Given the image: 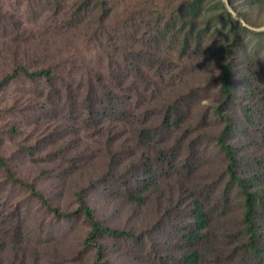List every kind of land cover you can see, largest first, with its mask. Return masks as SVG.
<instances>
[{
    "label": "trees",
    "instance_id": "1",
    "mask_svg": "<svg viewBox=\"0 0 264 264\" xmlns=\"http://www.w3.org/2000/svg\"><path fill=\"white\" fill-rule=\"evenodd\" d=\"M230 2L248 23L256 24L239 7L246 1ZM199 4L194 1L183 10L192 30L197 26V14L192 17L189 10ZM237 28L234 25L231 30L234 45L228 49L227 62L215 75L224 98L216 112L225 126L208 136L219 152L218 164L211 171L216 169L219 176L211 174L202 179L197 174L201 159L196 139L188 143L187 156L181 157L179 140L171 144L164 136L185 122L194 88L176 94L163 107L162 127L144 124L134 140L116 143L109 151L115 159L107 163L104 172L90 176L86 169L90 156L81 154L85 153L81 151V139L69 136L70 127H57L56 118L80 112L88 120L84 126L94 125L104 139L111 141L119 135L108 136L106 124L126 113L119 109V95L113 86L101 90L91 83L87 90L78 92L70 85L66 91L60 89L50 68L57 49L49 42L34 44L24 52L22 46L4 45L5 54L0 60L13 68L0 79V91L19 76L42 81L50 91L42 102L29 103L32 115L28 122L34 131L40 130L39 141L19 145L9 158L0 153V169L19 182L16 177L20 179L25 161L35 160V154H43V147L50 146L47 156L50 163L56 164L41 169L37 177L30 179L32 183L22 181L35 199L55 209L54 200L59 201L64 193L62 186L79 179L72 195L80 216L90 227L84 245L96 250L100 264H125V260L116 261L120 252L131 260L127 264H264V152H255L258 144H264V57L258 71L247 60L244 40ZM255 37L262 39L264 33H256ZM247 81L250 86L245 88ZM251 89L257 91L256 98L239 116L232 111L233 104ZM10 133H19L16 125ZM40 179L52 181L47 196L37 188ZM94 196H102L106 204L121 202L115 210L125 208V224H110L100 217L97 208L101 205L96 206ZM60 215L68 217L69 213ZM26 233L28 228L18 220L6 224V219L0 217V264H41L40 256L30 251Z\"/></svg>",
    "mask_w": 264,
    "mask_h": 264
},
{
    "label": "rangeland",
    "instance_id": "2",
    "mask_svg": "<svg viewBox=\"0 0 264 264\" xmlns=\"http://www.w3.org/2000/svg\"><path fill=\"white\" fill-rule=\"evenodd\" d=\"M194 1L200 4L189 10L192 17L197 14L193 32L183 10ZM243 1L246 2L239 7L255 21L256 24L251 25L263 27L264 0ZM234 25L244 40L247 60L261 71L264 38L257 39L256 33L229 17L223 0H0V57L5 54L4 45L22 46L24 52L34 44L53 43L57 54L50 68L60 89L66 91L70 85L78 92L87 90L91 83L101 90L115 88L119 95L118 108L126 114H117L106 127L110 132L108 136L116 133L119 137L111 141L104 139L94 125L84 126L88 125L87 119L77 111L56 118L57 127H70L69 136L81 139V151L85 152L81 154L90 156L87 172L95 177L104 172L107 163L114 158L109 151L116 143L134 140L144 124L162 127L163 107L181 91L196 89L190 96V112L181 128L164 136L167 135L171 144L179 140L181 157L187 156L188 143L196 139L201 159L197 174L206 179L211 174L220 175L216 169L214 173L211 171L213 165L218 164L219 152L208 134H216L225 126L216 112L224 98L215 75L227 62L228 49L234 45L231 31ZM1 61L0 79L13 68L10 63ZM249 86L247 81L245 88ZM49 91L42 81L34 82L25 76L15 78L0 91V153L3 157H11L19 145L39 141L40 130L34 131L28 122L32 115L29 103L42 102ZM245 92L232 107L239 116L257 94L252 89ZM15 125L19 133L12 135L10 129ZM83 126L85 130L81 129ZM43 148L44 153L35 154V160L25 161L20 179L16 177L19 182L0 169V217L6 219V224L18 220L28 228L27 243L30 251L40 256L41 264H100L96 250H88L84 245L90 227L80 216L72 195L79 179L74 178L62 186L64 193L59 201L54 200L55 209L35 199L22 181L32 183L30 179L37 177L41 169L56 164L50 163L47 156L50 146ZM255 152L263 153L264 144H258ZM51 184L52 181L40 179L37 188L47 196ZM217 189L218 192V186ZM93 198L96 206L101 205L97 208L100 217L110 224H125L128 218L125 208L120 212L115 210L121 202L115 200L106 204L102 196ZM64 213L69 216L60 215ZM126 257L120 252L116 261L130 263Z\"/></svg>",
    "mask_w": 264,
    "mask_h": 264
},
{
    "label": "water",
    "instance_id": "3",
    "mask_svg": "<svg viewBox=\"0 0 264 264\" xmlns=\"http://www.w3.org/2000/svg\"><path fill=\"white\" fill-rule=\"evenodd\" d=\"M224 1V5L226 10L228 11V13L232 16V18L239 22L244 28L255 32V33H264V26L263 27H255L253 25H251L250 23H248L245 18L240 15L232 6L230 0H223Z\"/></svg>",
    "mask_w": 264,
    "mask_h": 264
},
{
    "label": "clouds",
    "instance_id": "4",
    "mask_svg": "<svg viewBox=\"0 0 264 264\" xmlns=\"http://www.w3.org/2000/svg\"><path fill=\"white\" fill-rule=\"evenodd\" d=\"M217 73H219V71H217Z\"/></svg>",
    "mask_w": 264,
    "mask_h": 264
}]
</instances>
